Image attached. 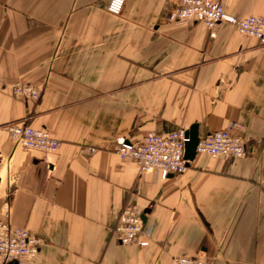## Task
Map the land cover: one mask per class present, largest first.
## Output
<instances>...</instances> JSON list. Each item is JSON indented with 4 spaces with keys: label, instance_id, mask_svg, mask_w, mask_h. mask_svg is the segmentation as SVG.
<instances>
[{
    "label": "crops",
    "instance_id": "0c3cea01",
    "mask_svg": "<svg viewBox=\"0 0 264 264\" xmlns=\"http://www.w3.org/2000/svg\"><path fill=\"white\" fill-rule=\"evenodd\" d=\"M179 1L126 0L113 16L110 0H0V215L43 240L28 264H264V46L227 23L215 38L167 23ZM215 1L264 17V0ZM18 83L41 98L13 96ZM17 122L49 131L59 152L25 151L6 131ZM231 122L245 158L198 155L165 180L115 149ZM126 204L145 214L147 248L112 235Z\"/></svg>",
    "mask_w": 264,
    "mask_h": 264
},
{
    "label": "built area",
    "instance_id": "2783aa9c",
    "mask_svg": "<svg viewBox=\"0 0 264 264\" xmlns=\"http://www.w3.org/2000/svg\"><path fill=\"white\" fill-rule=\"evenodd\" d=\"M126 0H110L107 11L120 16ZM171 24H203L216 37V28L223 23L236 27L241 34L255 38L264 46V17H236L226 12L223 4L215 0H180L166 18ZM13 96L38 101L41 91L27 83H18L12 89ZM242 127L231 122L226 128L212 131L203 136L198 144V155L223 158L232 163L246 157L247 146L239 134ZM10 138L25 151H36L47 156L56 155L61 142L49 131L35 128L27 122L9 124L6 128ZM186 130L178 129L168 133H149L142 140L134 142L125 137L116 140L117 153L136 162L141 173L157 172L162 179L180 175L187 171L184 158ZM91 149V152H94ZM144 212L135 204H126L112 229L113 237L121 245H137L147 248L151 243L152 229L143 221ZM43 240L31 235L26 229L15 227L10 222L9 211L0 215V258L5 263L28 264L37 255ZM171 264H208L200 257H175Z\"/></svg>",
    "mask_w": 264,
    "mask_h": 264
},
{
    "label": "water",
    "instance_id": "95a60500",
    "mask_svg": "<svg viewBox=\"0 0 264 264\" xmlns=\"http://www.w3.org/2000/svg\"><path fill=\"white\" fill-rule=\"evenodd\" d=\"M186 138L184 158L189 168L198 156V144L202 138L199 134L198 125H193L189 130H186ZM143 221H146L145 214L143 215Z\"/></svg>",
    "mask_w": 264,
    "mask_h": 264
},
{
    "label": "rangeland",
    "instance_id": "374dc122",
    "mask_svg": "<svg viewBox=\"0 0 264 264\" xmlns=\"http://www.w3.org/2000/svg\"><path fill=\"white\" fill-rule=\"evenodd\" d=\"M200 158H201V160H202V159H204V160L210 159L208 156L203 155V154L200 155Z\"/></svg>",
    "mask_w": 264,
    "mask_h": 264
}]
</instances>
